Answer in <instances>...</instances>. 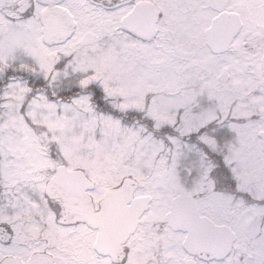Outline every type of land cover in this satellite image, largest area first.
<instances>
[{
    "label": "snow or ice",
    "instance_id": "snow-or-ice-1",
    "mask_svg": "<svg viewBox=\"0 0 264 264\" xmlns=\"http://www.w3.org/2000/svg\"><path fill=\"white\" fill-rule=\"evenodd\" d=\"M0 264H264V0H0Z\"/></svg>",
    "mask_w": 264,
    "mask_h": 264
}]
</instances>
